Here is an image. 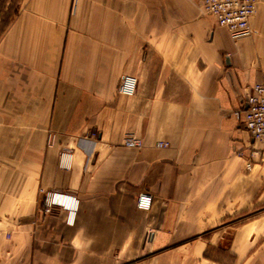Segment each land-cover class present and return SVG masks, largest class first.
Masks as SVG:
<instances>
[{
  "label": "crops",
  "instance_id": "1",
  "mask_svg": "<svg viewBox=\"0 0 264 264\" xmlns=\"http://www.w3.org/2000/svg\"><path fill=\"white\" fill-rule=\"evenodd\" d=\"M1 2L0 264H264L262 146L233 115L264 85V0L238 39L202 0Z\"/></svg>",
  "mask_w": 264,
  "mask_h": 264
},
{
  "label": "built area",
  "instance_id": "2",
  "mask_svg": "<svg viewBox=\"0 0 264 264\" xmlns=\"http://www.w3.org/2000/svg\"><path fill=\"white\" fill-rule=\"evenodd\" d=\"M256 0H204L203 9L214 23L224 29L232 39H238L250 32L249 21L255 14ZM137 81L134 77H122L118 85V94L132 96L135 93ZM240 121L243 129L253 142L262 146L261 160L264 162V85L255 84L240 100L239 111L233 113ZM92 137H95L93 134ZM142 145L140 139L127 136L123 141L126 148L138 149ZM246 169L251 165L246 163ZM152 197L141 193L136 199V208L148 211L151 207ZM45 211L51 208H60L66 212L67 225H73L78 207L75 196L65 193L46 192L43 195Z\"/></svg>",
  "mask_w": 264,
  "mask_h": 264
},
{
  "label": "rangeland",
  "instance_id": "3",
  "mask_svg": "<svg viewBox=\"0 0 264 264\" xmlns=\"http://www.w3.org/2000/svg\"><path fill=\"white\" fill-rule=\"evenodd\" d=\"M2 0H0V3ZM203 1L202 0V9H203ZM5 2L6 0H3V3H4V7H5ZM17 3H18V0H9V4H8V12L4 10V14H3V18H4V22L6 21L7 19V15L9 14V18L10 20H12V18L14 17L15 13L17 12ZM203 12H204V9H203ZM205 14V12H204ZM206 15V14H205Z\"/></svg>",
  "mask_w": 264,
  "mask_h": 264
}]
</instances>
